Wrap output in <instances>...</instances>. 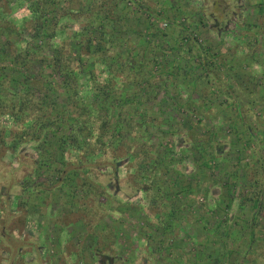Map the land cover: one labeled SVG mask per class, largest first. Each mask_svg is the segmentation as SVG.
<instances>
[{"label": "rangeland", "instance_id": "obj_1", "mask_svg": "<svg viewBox=\"0 0 264 264\" xmlns=\"http://www.w3.org/2000/svg\"><path fill=\"white\" fill-rule=\"evenodd\" d=\"M93 1L71 3L82 12L70 17L72 28L88 21L117 28L112 38L124 52L142 38L152 41L147 56L158 55L164 76L153 77V85L146 79L121 84L142 94L152 88L158 97L136 98L147 120L136 121L137 136L117 163L99 164L102 158L91 156L98 163L84 175L96 184L92 198L73 176L49 190H12L29 204L14 209L11 219L6 211L0 264H110L101 254L115 256V264H264V188L258 193L264 187V0H109L114 13L105 20H92ZM27 14L19 9L14 15ZM29 37L4 29L0 66L12 65L6 40L28 62ZM40 63L32 67L52 72L39 70ZM159 68L144 67L147 74ZM154 114L160 115L155 124ZM141 144L153 156L146 166L134 152L144 149ZM22 152L38 157L32 144ZM50 167L49 175H35L37 182L55 183L61 165ZM31 171L24 165L16 174Z\"/></svg>", "mask_w": 264, "mask_h": 264}, {"label": "trees", "instance_id": "obj_2", "mask_svg": "<svg viewBox=\"0 0 264 264\" xmlns=\"http://www.w3.org/2000/svg\"><path fill=\"white\" fill-rule=\"evenodd\" d=\"M72 2L77 0H0V33L5 29L10 33L16 32L20 38L25 33L30 35L25 44L28 62L22 61L25 57L17 44L6 40L14 54L11 56L12 65L0 66V165L4 166V174L0 175V196L4 197L0 203V224L4 223L1 226L4 239L7 234L6 211L12 213L11 219L17 215L14 209L29 204L20 193L12 191L15 187L21 186L22 191L28 188L49 190L67 176H73V179L77 178L75 184L78 188L88 197L94 196L96 190L92 188L96 184L84 175L85 172L91 171L98 161L99 164L117 163L120 151L131 144L129 139L137 136L133 135L136 121L140 124L147 120L146 110L141 109L136 98L140 95L145 100L158 97L152 88H142L146 91L142 94L141 91L124 88L121 83L146 79L153 85V77L166 73V65H161L158 55L147 56V53H153L154 44L150 40L142 38L136 46L128 45L124 52L118 50L123 43L112 38L111 32L116 33L117 28L110 32L105 24L94 28L92 21H88L73 29L70 17L82 12L75 13ZM88 6L92 20H105L114 13L109 0H94ZM19 9H27L29 14L19 20L14 15ZM29 23L31 26L28 27ZM98 30L102 37H97ZM19 43L24 45L23 41ZM2 51L4 48H0V53ZM162 53L166 54V50L162 49ZM36 59L41 62L39 70L51 68L52 72L35 70L33 64ZM150 63L160 65L159 70L147 74L144 67ZM140 100L141 103L145 101ZM62 102L65 105L61 106ZM157 111L162 113L161 109ZM159 116H150L154 124ZM30 144L38 152V157L31 159L23 154L22 150ZM139 147L145 146L141 144ZM135 151L142 156L134 154ZM134 152L125 155L138 156L140 164L145 163V166L153 157L152 154L147 156L149 148L134 149ZM105 155L107 157L103 158ZM161 155L165 156L166 152H161ZM91 156L102 159L95 162ZM54 162L61 165L55 183L37 182L35 175H49L50 165ZM24 165H30L32 171L20 178L16 173ZM2 179L8 183L2 185ZM262 189L260 187L258 193ZM89 214L93 216L95 213L89 211ZM220 262L216 259V264Z\"/></svg>", "mask_w": 264, "mask_h": 264}, {"label": "flooded vegetation", "instance_id": "obj_3", "mask_svg": "<svg viewBox=\"0 0 264 264\" xmlns=\"http://www.w3.org/2000/svg\"><path fill=\"white\" fill-rule=\"evenodd\" d=\"M100 261L104 262V261H109L110 264H115L116 258L115 256H111V255H107V254H101L100 256Z\"/></svg>", "mask_w": 264, "mask_h": 264}, {"label": "crops", "instance_id": "obj_4", "mask_svg": "<svg viewBox=\"0 0 264 264\" xmlns=\"http://www.w3.org/2000/svg\"><path fill=\"white\" fill-rule=\"evenodd\" d=\"M264 188V187H263ZM263 261H264V258H263Z\"/></svg>", "mask_w": 264, "mask_h": 264}]
</instances>
